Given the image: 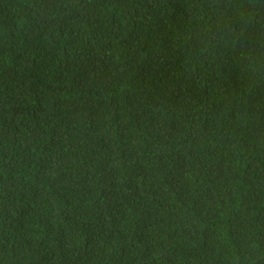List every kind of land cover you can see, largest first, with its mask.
Here are the masks:
<instances>
[{
    "label": "trees",
    "instance_id": "16d2710c",
    "mask_svg": "<svg viewBox=\"0 0 264 264\" xmlns=\"http://www.w3.org/2000/svg\"><path fill=\"white\" fill-rule=\"evenodd\" d=\"M0 264H264V0H0Z\"/></svg>",
    "mask_w": 264,
    "mask_h": 264
}]
</instances>
